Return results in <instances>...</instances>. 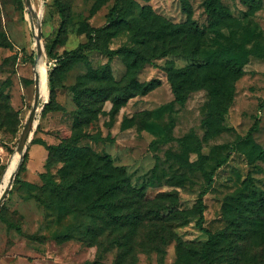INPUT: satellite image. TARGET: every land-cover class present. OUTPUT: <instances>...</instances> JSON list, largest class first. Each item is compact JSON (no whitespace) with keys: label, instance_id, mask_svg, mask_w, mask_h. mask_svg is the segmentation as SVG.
Returning <instances> with one entry per match:
<instances>
[{"label":"rangeland","instance_id":"obj_1","mask_svg":"<svg viewBox=\"0 0 264 264\" xmlns=\"http://www.w3.org/2000/svg\"><path fill=\"white\" fill-rule=\"evenodd\" d=\"M115 1L98 5L96 0H0V172L7 170L8 180L20 160L17 145L28 130L37 74L40 78L38 109L29 132V140L40 142L29 145L19 179L26 182L14 179L0 208V264H204L201 246L208 235L198 228L196 219L197 199L207 182L203 171L191 165L199 154L186 152L180 139L202 149L206 169L232 152L204 196L205 225L213 232L229 225L224 208L227 196L251 194L252 187L264 191V106L260 109L264 56L249 55L236 81L234 99L219 118L220 130L214 133L207 120L217 116L211 115L208 91L187 89L180 103L166 71L171 61L184 67L193 60L171 54L155 56L145 64L136 61L134 66V57L125 51L134 45L128 28L115 35L96 36L104 50L85 47L92 28L107 23ZM136 1L174 23L193 20L205 32L209 48L223 44L235 49L243 40V31L233 20L221 21L217 28L225 35H216L207 0H187L190 18L181 0ZM215 1L243 25L248 20L257 23L264 45V0ZM54 3L63 10V22L52 16L50 5ZM30 5L34 7V30L42 35L40 44L32 30ZM256 6L260 7L254 10ZM106 48L118 51L110 58ZM51 68L53 82L48 75ZM152 80H156L154 87L145 90ZM258 115L259 129L249 138ZM151 122L153 127H149ZM106 157L124 169L133 184L154 182L148 196L158 195L157 220L152 221L147 237H157L156 249L147 242L135 254L124 255L123 246L115 242L114 222L109 226L112 246L104 240L80 237L85 235L83 222L87 229L92 226L84 214L89 211V196H79L80 209L73 211L56 184L77 181L87 166L92 169L97 159ZM174 206L186 216L185 223L176 227ZM162 234L167 239L174 235V239L163 242ZM255 242L243 258L264 264V244L259 238ZM219 254L225 256L223 249L214 253L217 260Z\"/></svg>","mask_w":264,"mask_h":264},{"label":"trees","instance_id":"obj_2","mask_svg":"<svg viewBox=\"0 0 264 264\" xmlns=\"http://www.w3.org/2000/svg\"><path fill=\"white\" fill-rule=\"evenodd\" d=\"M96 1L98 5H102L107 0ZM181 2L190 18L191 7L188 1L181 0ZM259 7L256 6L254 10ZM206 9L215 20L212 26L216 29V35L223 37L225 35L221 29L217 28L221 21L233 20L241 28L243 40L236 45L235 49L223 44L209 48L206 44L205 32L193 20L179 24L174 23L153 12L149 5H141L136 0H116L110 8L107 23L102 27L92 28L85 47L104 50L96 43V36L115 35L128 28L131 30V39L134 40V45L127 47L125 51L129 58L134 57L131 62L134 66L136 61H142V64H145L152 62L155 56L163 57L171 54H179L193 60L194 63L184 67H177L172 61L166 65L175 100L184 103L187 89H206L210 95V108L213 111H211V115L215 113L217 116L216 118L209 116L208 127L216 133L220 130L219 118H223L234 99L235 84L244 72V64L250 54L257 53L264 56V45L262 32L254 21L248 20L247 25H243L241 20L233 17L227 7L217 4L215 0H207ZM28 10L32 30L37 39L38 33L33 26L35 24L33 11L30 7ZM50 10L54 19L60 18L61 22L64 21L63 10L59 4H51ZM247 43H252L251 47H247ZM105 51L112 58L118 50L106 48ZM54 72L52 68L48 70L51 82H53ZM132 81L135 82V77H132ZM155 82L156 80L148 82L145 85V90L152 89ZM263 106L264 100L260 103V109ZM260 122L261 117L258 115L248 131L249 138L259 129ZM149 127H153L152 122ZM39 142L31 141L30 145ZM180 143L186 152L193 151L199 154V160L191 165L194 169L203 171L207 182L197 199L198 217L196 219L198 228L208 235L207 241L201 246L204 264H216L221 260L229 264H261L244 259L243 256L249 253L251 247L256 243V238L261 239V243L264 244V191L258 192L252 187L251 194L241 193L227 196L224 208L227 212L229 225L221 232H213L205 225L206 203L204 196L214 184L216 171L227 163L232 152L229 151L211 169H206L201 162L202 149L199 146H191L186 139H180ZM48 149L52 154L53 146ZM14 151L15 147L13 146L11 152ZM28 153L29 149L16 174L15 182H26L19 179L20 172L27 164ZM97 160H99L98 165L92 169H88L87 166L77 181H62L60 184H56V189L67 199L66 205L68 204L73 211L80 209L78 207L79 196L85 194L89 196V211L83 213L90 219L92 226L87 229V222H83L86 230L82 231L85 235L80 234V237L104 240L108 247L112 246L114 242L111 239L109 226L114 222L117 226L114 229L116 232L115 242L121 247L123 246L124 255L135 254V251L143 248L147 242L154 243L152 247L156 249L157 237L154 240L147 237L152 221L157 220V204L155 203L158 195L148 196V190L154 186V182L151 180L140 185L133 184L126 171L114 166L109 157ZM173 210L172 218L176 221L174 227L184 224L186 221L184 211L177 206H174ZM160 220L163 222L164 216ZM16 228L21 230L19 226ZM163 230L165 229L162 228V233ZM165 235L162 234L163 242L168 243L174 239V235L169 236L170 239H167ZM146 237L147 239H145ZM241 240L246 241L245 245L241 243ZM221 245L226 247L220 248ZM222 249L225 256L221 257L219 254L218 259L220 260H217L214 253L218 255ZM262 250L261 254H264V246Z\"/></svg>","mask_w":264,"mask_h":264},{"label":"water","instance_id":"obj_3","mask_svg":"<svg viewBox=\"0 0 264 264\" xmlns=\"http://www.w3.org/2000/svg\"><path fill=\"white\" fill-rule=\"evenodd\" d=\"M27 1L31 2V0H27ZM30 8L32 9V11H34V7L32 5H30ZM41 38H42V35H41V32H39L38 33V42H39V44L41 43ZM39 56H41L40 48H39ZM39 97H40V78H39V76L37 74L36 94H35V100H34L32 112H31L30 119H29L30 122H29V125H28V130L25 132L24 136H22L21 140L19 141V143L17 145V151L21 154L20 160H19V163L17 165V169H16L15 173L13 174V176H12L8 186H7V188L5 189L4 193L0 197V208H1L2 204L4 203L6 197H7L8 193H9L11 183L15 179L16 174L19 171L20 165L22 164V162L24 160L25 154L27 153V151L29 149V145H30V142H31V140H29V132H30V128H31L32 124L35 121V116H36L37 109H38Z\"/></svg>","mask_w":264,"mask_h":264},{"label":"bare ground","instance_id":"obj_4","mask_svg":"<svg viewBox=\"0 0 264 264\" xmlns=\"http://www.w3.org/2000/svg\"><path fill=\"white\" fill-rule=\"evenodd\" d=\"M8 171L6 170L4 175H3V178H2V181H1V185H0V195L3 191V189L6 187L7 184H9L10 180H8L9 178V175H8ZM12 178V177H11ZM8 186V185H7Z\"/></svg>","mask_w":264,"mask_h":264},{"label":"built area","instance_id":"obj_5","mask_svg":"<svg viewBox=\"0 0 264 264\" xmlns=\"http://www.w3.org/2000/svg\"><path fill=\"white\" fill-rule=\"evenodd\" d=\"M18 152V151H17ZM19 153V152H18ZM20 156H21V154H20ZM5 173V172H4ZM4 173H1L0 172V185H1V181H2V178H3V175H4ZM1 197V196H0Z\"/></svg>","mask_w":264,"mask_h":264}]
</instances>
